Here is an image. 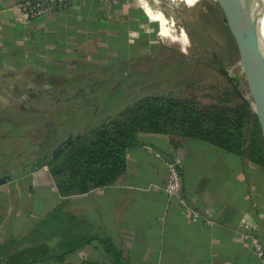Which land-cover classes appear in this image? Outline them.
Wrapping results in <instances>:
<instances>
[{
  "label": "crops",
  "instance_id": "crops-1",
  "mask_svg": "<svg viewBox=\"0 0 264 264\" xmlns=\"http://www.w3.org/2000/svg\"><path fill=\"white\" fill-rule=\"evenodd\" d=\"M20 1L0 0V172H10L0 182V243L25 237L21 264H113L112 250L129 264H264L246 237L253 226L264 246V167L234 151L141 131L112 182L67 196L47 162L31 166L42 120L44 129L56 124L54 133L43 129L47 140L82 130L100 107L95 93L147 82L159 41L139 0H71L31 18ZM175 156L185 201L164 190ZM58 205L72 214L74 239L87 235L69 251L58 234H30Z\"/></svg>",
  "mask_w": 264,
  "mask_h": 264
},
{
  "label": "trees",
  "instance_id": "trees-1",
  "mask_svg": "<svg viewBox=\"0 0 264 264\" xmlns=\"http://www.w3.org/2000/svg\"><path fill=\"white\" fill-rule=\"evenodd\" d=\"M133 93L135 96L121 108L85 124L46 161L61 195L82 193L112 182L124 169L126 148L137 142L141 131L196 136L264 167V123L232 88L225 87L207 103L193 95L143 89ZM51 142L48 140L49 145ZM62 207L48 211L30 234L34 238L58 234L59 244L69 251L85 242L87 235L74 239L72 214ZM24 238H5L0 243V260L23 250ZM112 255L113 264H129L117 250H112ZM22 257L17 264L22 263Z\"/></svg>",
  "mask_w": 264,
  "mask_h": 264
},
{
  "label": "rangeland",
  "instance_id": "rangeland-1",
  "mask_svg": "<svg viewBox=\"0 0 264 264\" xmlns=\"http://www.w3.org/2000/svg\"><path fill=\"white\" fill-rule=\"evenodd\" d=\"M161 5L165 12H172L177 17L176 24H181L186 30L189 43L186 51L155 34L159 47L153 57L152 67L147 70L150 78L147 77V82L140 85H134L129 79L126 81V89L125 85L120 84L107 89L104 94L95 93L100 101L95 119L121 108L135 96L133 91L138 89L153 93L170 92L177 96L193 95L204 103L213 101L222 89L232 88L231 83L214 66L217 62L238 76V88L244 94L263 103V76L258 70V61L249 58L244 65L239 62L243 48L237 39L239 19L232 11L220 0H197L190 5L179 3L174 7L168 6L164 0ZM257 13L262 19L257 21L253 32L264 47V12ZM152 81L155 82L144 87V84ZM55 127L56 124H50L44 130L54 133ZM35 143L36 139L33 140L32 136L27 141L31 148ZM4 160L0 155V163Z\"/></svg>",
  "mask_w": 264,
  "mask_h": 264
},
{
  "label": "bare ground",
  "instance_id": "bare-ground-1",
  "mask_svg": "<svg viewBox=\"0 0 264 264\" xmlns=\"http://www.w3.org/2000/svg\"><path fill=\"white\" fill-rule=\"evenodd\" d=\"M164 0H139L148 18L155 28L157 36L167 43H176L180 49L186 51L188 34L181 24H176L173 13L165 12L162 7ZM262 1V0H261ZM226 6L239 19L238 41L243 48L242 57L239 62L244 63L249 58L258 61V70L262 72L264 81V47L253 32L257 21L262 19L257 12H264L260 0H224ZM168 6L173 7L170 0H166ZM264 84V83H263ZM264 89V86H262Z\"/></svg>",
  "mask_w": 264,
  "mask_h": 264
},
{
  "label": "built area",
  "instance_id": "built-area-1",
  "mask_svg": "<svg viewBox=\"0 0 264 264\" xmlns=\"http://www.w3.org/2000/svg\"><path fill=\"white\" fill-rule=\"evenodd\" d=\"M71 0H22L18 3L20 14L24 18H31L44 15L58 8L66 6ZM106 2H116L118 0H102ZM180 159L173 157L166 160L168 169L164 190L168 194L176 195L181 201H185L181 194V177L178 171ZM194 215L198 214V210H192ZM206 222H212L211 218H206ZM249 226V225H245ZM251 231L246 234L254 252L264 258V246L260 237L254 232V227H250Z\"/></svg>",
  "mask_w": 264,
  "mask_h": 264
},
{
  "label": "water",
  "instance_id": "water-1",
  "mask_svg": "<svg viewBox=\"0 0 264 264\" xmlns=\"http://www.w3.org/2000/svg\"><path fill=\"white\" fill-rule=\"evenodd\" d=\"M225 7L229 10V8L226 6L224 0H220ZM260 4L263 7V0H260ZM226 21V19L224 18ZM238 34V33H237ZM238 39V36H237ZM214 66L222 73V75L231 83L232 89L242 98V100L250 106V108L260 117V119L264 123V101L263 103H258L256 100H254L252 97L244 94L239 88H238V81L239 78L235 73H232L229 71V69L226 66H223L221 63H216ZM155 81L149 82L148 84H144V87H146L149 84H152ZM263 93L264 89L263 87L261 88ZM263 134H264V125H263ZM71 139V136H67L57 147L56 150L60 149L63 144ZM46 161H42V164ZM41 163L40 160H35L32 161L30 164L31 166H38ZM10 178V172H0V182L5 181L6 179ZM22 256L21 252H18L14 254L13 256L6 258V259H1L0 264H17L19 262L20 257Z\"/></svg>",
  "mask_w": 264,
  "mask_h": 264
},
{
  "label": "flooded vegetation",
  "instance_id": "flooded-vegetation-1",
  "mask_svg": "<svg viewBox=\"0 0 264 264\" xmlns=\"http://www.w3.org/2000/svg\"><path fill=\"white\" fill-rule=\"evenodd\" d=\"M52 123L54 124L53 120H52ZM45 124H46V122L44 120H42V129H44ZM47 136H48L47 134H44L42 132V136H41L42 138L40 141V144L42 145V149L40 151H38L37 154L34 155V158H33L34 160L37 159V160H40L41 162L42 161H48L51 156H54L60 150V149L56 150L58 145L69 135H66L62 138H58V137L54 136L51 140L52 142L50 145H49L48 140L46 138ZM72 136H71V138H72ZM67 142H65V143H67Z\"/></svg>",
  "mask_w": 264,
  "mask_h": 264
}]
</instances>
